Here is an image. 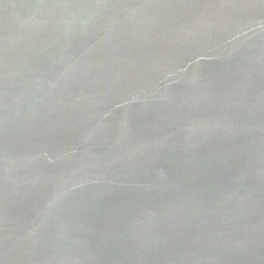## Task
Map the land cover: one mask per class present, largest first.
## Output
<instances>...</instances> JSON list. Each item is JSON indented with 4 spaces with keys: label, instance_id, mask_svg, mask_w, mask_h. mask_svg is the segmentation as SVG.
Returning a JSON list of instances; mask_svg holds the SVG:
<instances>
[{
    "label": "water",
    "instance_id": "obj_1",
    "mask_svg": "<svg viewBox=\"0 0 264 264\" xmlns=\"http://www.w3.org/2000/svg\"><path fill=\"white\" fill-rule=\"evenodd\" d=\"M0 264H264V0H0Z\"/></svg>",
    "mask_w": 264,
    "mask_h": 264
}]
</instances>
